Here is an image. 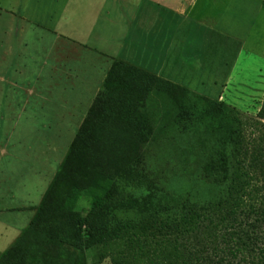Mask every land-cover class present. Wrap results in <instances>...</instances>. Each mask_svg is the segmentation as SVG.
Listing matches in <instances>:
<instances>
[{"label": "trees", "instance_id": "1", "mask_svg": "<svg viewBox=\"0 0 264 264\" xmlns=\"http://www.w3.org/2000/svg\"><path fill=\"white\" fill-rule=\"evenodd\" d=\"M225 109L115 61L36 218L0 264H102L114 246V264H264V205L243 166L208 159L167 175L154 161L185 113L203 115L240 146ZM258 116L264 121V100ZM83 197L92 204L86 215L77 208Z\"/></svg>", "mask_w": 264, "mask_h": 264}, {"label": "rangeland", "instance_id": "2", "mask_svg": "<svg viewBox=\"0 0 264 264\" xmlns=\"http://www.w3.org/2000/svg\"><path fill=\"white\" fill-rule=\"evenodd\" d=\"M57 1L0 0V150L8 151L7 155L0 151V251L13 234L11 230L6 237L2 231L26 229L34 219L57 167L52 158L66 149H62L63 145L71 146L69 141L74 136L71 133L77 131V120L70 119V114L60 111L56 102L41 93L44 87L49 88L47 78H41L47 61L42 45L36 44L42 41L38 35L42 32L40 26L55 25L50 16L56 15ZM225 5L220 23L227 33L235 36L237 47L233 45L231 52L224 50L221 59L226 61L220 62L226 67L238 53L234 79L214 95L218 87L209 81L214 80L215 74L217 80L222 79L224 69L211 71L204 76L207 81L204 87L197 86L195 90L225 106L222 111L236 121L242 143L235 146L224 131L203 115L185 113L179 117L181 122L173 123L165 132L166 145L161 146L165 149H157L166 150L165 153L153 157L167 175L175 171V165H203L208 159L240 164L248 172V191L253 200L264 205V121L258 116L264 100V0H228ZM38 81L41 83L37 88ZM30 84L36 93H31ZM187 99L199 100L197 95ZM59 114L65 115L60 118ZM68 153L69 150L64 153L63 161ZM255 157L260 159L255 162ZM152 178L157 180L156 175ZM136 193L135 197L142 194ZM91 207L88 197L80 199L77 205L85 215ZM118 249L112 247L102 264H114ZM99 252L97 249L91 257L98 258Z\"/></svg>", "mask_w": 264, "mask_h": 264}, {"label": "crops", "instance_id": "3", "mask_svg": "<svg viewBox=\"0 0 264 264\" xmlns=\"http://www.w3.org/2000/svg\"><path fill=\"white\" fill-rule=\"evenodd\" d=\"M227 1L58 0L56 15L50 16L55 25L53 28L40 26L42 32L38 35L42 41L36 45H42L43 58L47 61L42 67L41 78H47L49 88L44 87L41 93L45 92L46 99L56 102L60 111L70 114V119L77 120V131L71 133L74 136L69 143L74 140L117 60L144 68L201 95L204 94L195 88L204 87L202 85L207 83L204 76L211 71L224 69L222 79L217 80L215 74L214 80L209 81L218 87L214 95L221 86L231 83L238 53L232 56L230 65L223 67L220 62L226 61L221 59L224 50L231 52L233 45L237 47L235 36L227 33L225 25L220 23ZM238 45L240 47L241 43ZM220 67L223 68L220 70ZM28 70L31 69L28 67ZM33 90L32 87L31 93H36ZM70 147L63 145L62 149H66L59 150L60 155L56 152L52 158L57 167L48 183L49 188ZM0 151L4 155L8 153L4 148ZM36 211L38 213V209ZM26 229L2 231L6 237L11 230L13 234L8 245L0 251V258Z\"/></svg>", "mask_w": 264, "mask_h": 264}]
</instances>
